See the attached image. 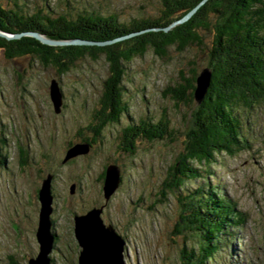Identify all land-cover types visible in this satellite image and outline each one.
Wrapping results in <instances>:
<instances>
[{"label":"rangeland","instance_id":"374dc122","mask_svg":"<svg viewBox=\"0 0 264 264\" xmlns=\"http://www.w3.org/2000/svg\"><path fill=\"white\" fill-rule=\"evenodd\" d=\"M1 2L14 4V0ZM19 4L29 15L40 11L53 17L116 14L127 24L157 16L162 0H19ZM200 33L203 46L184 51L171 47L164 58L150 49L144 57L125 64L124 100L129 110L119 123L108 125L101 137L89 125L108 76L104 56L77 61L59 75L34 57L8 59L0 52V161L6 162L0 164V264H9L11 257L27 264L37 256V188L47 174H53V233L58 235L51 253L54 264H77L81 249L74 247V216L94 208H102L105 226L112 225L124 240L126 264H186L182 254L197 250L199 233L181 221L187 214L180 202L208 182L233 200L247 219L240 228H229L233 235L222 241L207 264H264V105L241 110L243 136L250 145L247 150L233 157L219 154L208 168L195 164L203 177L187 180L179 193H169L164 203L159 202L162 182L184 151L192 110L198 105L178 104L165 92L182 82V72L189 76L193 67L198 73L208 67L213 36L205 30ZM53 80L63 94L60 113L51 100ZM164 117L170 120L172 137L135 138L133 155L120 148L128 126L142 120L157 124ZM84 138L97 139L91 152L64 162L69 145L84 143ZM20 148L27 152L25 165ZM110 164L120 167L123 183L106 203L100 178Z\"/></svg>","mask_w":264,"mask_h":264},{"label":"trees","instance_id":"16d2710c","mask_svg":"<svg viewBox=\"0 0 264 264\" xmlns=\"http://www.w3.org/2000/svg\"><path fill=\"white\" fill-rule=\"evenodd\" d=\"M201 1L162 0L157 16L134 19L126 24L116 14L104 16L87 12L77 17L66 14L53 17L40 11L29 15L24 12L19 0H14V4L8 6H4L0 0V31L10 34L38 32L53 40L104 42L146 29H161L104 47L49 46L32 37L18 40L0 37V52L8 59L34 57L44 67L55 68L59 75L67 73L77 61L85 58L97 61L104 56L109 68L108 76L103 82L94 122L89 125L95 136L101 137L108 125L119 123L129 110L123 87L126 63L144 57L150 49L164 58L171 47L184 51L193 45L203 46L204 37L200 31L211 32L213 39L207 68L211 70L212 78L203 103L199 105L194 97L197 77L203 69L198 73L197 68L193 67L189 70V76L182 72V82L165 92L178 104L198 105L192 110V125L186 135L184 151L178 154L162 182L159 202L164 203L169 193H179L187 180L203 177L195 164L208 168L217 161L219 154L233 157L247 150L250 145L243 136L241 110H253L264 105V0H208L189 21L169 32L163 30ZM169 128L170 120L167 117L157 124L142 120L139 125H130L123 131L120 148L133 155L136 152L135 138L163 140L167 135L173 136ZM126 137L129 141H125ZM96 140L84 138L82 141L90 146L91 152ZM19 156L22 165L27 164V152L23 148L19 149ZM106 168L100 178L103 183ZM40 188H37V192ZM180 203L187 214L185 218L181 217V221L187 224V229L199 233L197 250L193 248L188 254L184 250L182 254L186 264H207L218 253L222 241L233 235L229 228L238 229L246 224V214L210 182L183 197ZM74 240V247H77L76 238ZM57 242L56 234L55 247ZM9 264L25 263L11 257Z\"/></svg>","mask_w":264,"mask_h":264},{"label":"water","instance_id":"95a60500","mask_svg":"<svg viewBox=\"0 0 264 264\" xmlns=\"http://www.w3.org/2000/svg\"><path fill=\"white\" fill-rule=\"evenodd\" d=\"M208 0H202L196 7L188 12L182 18L173 22L170 26L164 28L165 32H169L174 27L189 21L198 10ZM161 29H146L140 32L131 33L129 35L119 37L113 40L98 42L89 40H53L38 32H24L20 34H10L0 31V37L8 40H18L23 37H32L39 40L42 44L49 46H98L104 47L127 40L140 34L150 31H159ZM212 72L209 68H204L197 77L196 90L194 97L200 105L205 100L207 92L210 88ZM51 100L54 104L56 113H60L63 105V94L58 83L53 80L50 87ZM90 153V146L86 143H77L70 147L66 153L64 162L74 159L78 156H84ZM53 175L49 174L42 182L39 190V222L36 232V239L39 244V252L37 256L29 259L28 264H54L51 253L54 250L55 234L53 233L52 214L54 212V195L52 192ZM121 185V170L118 165L110 164L106 168L103 193L106 203L110 201L112 196ZM75 185L71 188L74 194ZM102 208H94L82 215L74 216V234L76 241L80 247L77 264H126L124 251L126 250L125 242L119 236L112 225L105 226L102 219Z\"/></svg>","mask_w":264,"mask_h":264},{"label":"flooded vegetation","instance_id":"af4514ba","mask_svg":"<svg viewBox=\"0 0 264 264\" xmlns=\"http://www.w3.org/2000/svg\"><path fill=\"white\" fill-rule=\"evenodd\" d=\"M39 190H38V192H37V198H38V201H39ZM54 223V222H53ZM23 259H24V257H23Z\"/></svg>","mask_w":264,"mask_h":264}]
</instances>
